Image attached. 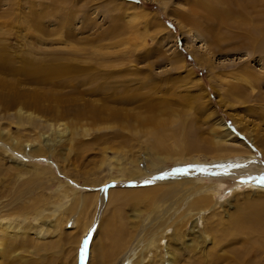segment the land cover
<instances>
[{
    "label": "rangeland",
    "instance_id": "rangeland-1",
    "mask_svg": "<svg viewBox=\"0 0 264 264\" xmlns=\"http://www.w3.org/2000/svg\"><path fill=\"white\" fill-rule=\"evenodd\" d=\"M263 37L264 0H0V225L33 244L0 264H128L163 233L142 263L264 264V190L230 193L262 187Z\"/></svg>",
    "mask_w": 264,
    "mask_h": 264
},
{
    "label": "bare ground",
    "instance_id": "bare-ground-1",
    "mask_svg": "<svg viewBox=\"0 0 264 264\" xmlns=\"http://www.w3.org/2000/svg\"><path fill=\"white\" fill-rule=\"evenodd\" d=\"M258 33V32H257ZM262 37V36H261ZM264 38V37H263ZM262 40H264V39H262ZM250 44V43H249ZM254 50V49H253ZM46 75V74H45ZM45 79H46V77H45ZM45 79H44V81H45ZM47 79H48V77H47ZM42 80V79H41ZM34 92V91H33ZM18 94V93H17ZM33 94V93H32ZM12 97V96H11ZM16 97H18L17 95H16ZM16 97H15V99H16ZM20 97V96H19ZM14 97H12V99H13ZM21 98L22 97H20V100H21ZM28 98V97H27ZM32 98H34V97H32ZM36 98V97H35ZM11 99V100H12ZM37 99V98H36ZM14 100V99H13ZM26 100V99H25ZM35 100V99H34ZM33 100V101H34ZM44 100V99H43ZM19 101V100H18ZM36 101V100H35ZM38 101V100H37ZM4 102V101H3ZM20 102V101H19ZM16 103V102H15ZM18 103V102H17ZM36 102H30L29 103V105H33L32 107H34V105H36V104H38V103H36ZM27 105V104H26ZM35 108H37L36 106H35ZM16 111V110H15ZM18 112L21 114V115H23V117H25V116H27V118L29 119V117H33L32 116V113H27L26 111H23L22 109H18ZM19 117V116H18ZM22 117V118H23ZM34 118V117H33ZM40 119V118H39ZM34 120V119H33ZM19 121V120H18ZM21 121V120H20ZM32 121V120H31ZM35 121V120H34ZM43 124H40L41 125V127H43V129H45V128H47V129H51V130H53V131H57L58 133H62L61 131H62V126H59V125H53V124H51V123H48L47 122V120L46 121H41ZM38 124V123H37ZM35 125H36V121H35ZM62 127V128H61ZM214 128L213 129H215V130H217V131H219V133H221V134H219L218 136L215 134L214 135V137H212V139L214 140V145H220L219 147H221V149H218V150H215L216 148L215 147H212V148H208L211 152L212 151H217V152H221L223 149H236L237 147H235V146H237V144L238 143H236V141L235 140H233V139H236L234 136H232L231 135V133L228 131V129L223 125V123L222 122H219V123H214V126H213ZM212 129V132L214 131V132H216L215 130H213ZM252 134V133H251ZM251 134L250 133H247V136H251ZM6 137V136H5ZM41 137L42 138H44V139H47V137H45V135H43V134H41ZM4 139H6V138H4ZM182 139V138H181ZM61 140V139H60ZM7 140H5V142H6ZM53 141V140H52ZM9 145H10V147L12 146L13 148V150L14 151H16V152H18L19 150H21V151H23L24 149H25V147H29V145L27 144V143H25V145H23V146H21L20 144H19V147H18V145H16V144H18V142L16 141H14L13 139H11V140H9ZM183 142V141H182ZM181 142V143H182ZM47 142H45L44 144H46ZM49 143V142H48ZM180 143V144H181ZM15 144V145H14ZM183 144H185V143H183ZM226 144V145H225ZM231 145V146H230ZM242 145V144H241ZM50 146H51V144L49 143V144H47L46 145V147H45V149H44V152H43V150H42V148H41V152L39 153V154H49V152H50ZM181 146H183V145H181ZM185 147V146H184ZM204 147V146H203ZM235 147V148H234ZM183 148V147H182ZM198 148H200V147H198V146H195L194 147V149H198ZM188 149V148H187ZM244 149V148H243ZM183 150V149H182ZM35 151V150H34ZM209 151V152H210ZM35 152H37V151H35ZM242 152V151H241ZM222 159L224 158L225 159V157H221ZM220 158V159H221ZM248 158H254L253 156H249ZM228 159H234V158H227L226 159V161H229ZM243 161V159L241 158V157H236V161L235 162H237V161ZM223 161H225V160H223ZM214 162V161H213ZM225 163H229V162H225ZM231 163H234V162H231ZM230 163V164H231ZM238 163V162H237ZM153 165V164H152ZM210 178H214L213 180H215V181H219L216 185H217V188H214L213 187V189H212V187H210L212 190H217V191H212L210 194L209 193H206V195H204V194H202V195H204L203 197H198L197 198V200L196 201H194L193 202V204H195L194 206H192V209H193V211H195L194 210V208H203V207H207V206H210V204H212V201H211V197H213V196H211L212 194L214 195V194H216V195H218V192H219V189H222L223 188V185H222V183H220V178L218 177V178H216V177H210ZM200 179H203V178H200ZM194 180H195V177H194ZM199 180V179H198ZM212 180V179H211ZM199 182V181H198ZM250 183V184H249ZM205 186V185H204ZM208 186V185H207ZM206 186V187H207ZM210 186H213V185H210ZM192 187V186H191ZM200 186H198V188H199ZM193 188H195L194 186H193ZM209 188V189H210ZM196 189V188H195ZM241 189H246V190H255V189H261V190H264V186H259V185H256V184H254V183H252V182H247V181H244L243 183H240L239 185H238V183L237 184H234L233 185V187L230 189V193L231 192H238L239 190H241ZM205 190H207V189H205ZM203 192V191H202ZM206 192H208V191H206ZM210 192V191H209ZM209 195V196H208ZM196 199V198H195ZM196 202V203H195ZM192 204V205H193ZM213 206V205H212ZM204 212V211H203ZM201 213V211H198L197 212V218H195L196 219V225H197V222H199L197 219H198V214H200ZM189 215V214H188ZM193 216H194V214H192ZM190 217H191V215H190ZM181 221V220H180ZM242 221V220H241ZM185 225V222L182 224V226H184ZM11 225H4V224H2L1 223V225H0V247L1 248H6V247H8V248H11V247H21V248H24V247H31L33 244L31 243V241H29V240H26V237L25 236H15V237H13V238H11L10 240H9V232H12V230L10 231V229H11V227H10ZM181 226V227H182ZM180 229V228H179ZM13 231H15V230H13ZM164 231H166V230H164ZM174 231V230H173ZM195 232H197V231H194L193 229L190 231V233L189 234H194ZM39 234H41V232H39ZM17 237V238H16ZM158 237V236H157ZM16 238V239H15ZM162 238H165V236H164V233L159 237V239L158 240H154V239H151V240H149V242H148V244H146L145 245V243L143 244V242L141 243V245L139 246V247H136L134 250H136V249H138L137 251H135V253L134 252H132V253H130V254H127L128 256L127 257H125L124 259H126L127 258V262H128V264H144V263H142V261L144 260V257H143V255H139V254H145V252H148V251H150V249H149V246L151 245V244H153V243H155V242H158V241H160V240H163ZM193 238V237H192ZM191 237H190V239H187V240H191L192 239ZM176 239H177V237H176ZM204 239V238H203ZM177 240H179V241H182L183 243L184 242H186L187 240H185V236L184 235H182L179 239H177ZM8 241H10V242H8ZM16 242V243H15ZM117 242V241H116ZM20 243V244H19ZM113 243V242H112ZM111 243V244H112ZM187 243V242H186ZM15 244V245H14ZM117 244H118V242H117ZM138 244V243H137ZM143 244V245H142ZM17 245V246H16ZM144 245H145V247H144ZM142 246V247H141ZM186 246H191V245H189V244H187ZM34 247L36 248V246L34 245ZM0 248V249H1ZM118 248V247H117ZM139 251L141 252V253H139ZM107 253H108V251H106ZM137 253H139L138 254V257H136L135 255L137 254ZM167 253V260H166V263H168V264H171V262L173 261L172 259V257H171V254H169L168 252H166ZM111 255V254H110ZM174 262V261H173ZM125 264H126V262H125Z\"/></svg>",
    "mask_w": 264,
    "mask_h": 264
},
{
    "label": "snow or ice",
    "instance_id": "snow-or-ice-1",
    "mask_svg": "<svg viewBox=\"0 0 264 264\" xmlns=\"http://www.w3.org/2000/svg\"><path fill=\"white\" fill-rule=\"evenodd\" d=\"M259 184L264 186V176H261L260 180H259ZM87 243V238L85 239V244Z\"/></svg>",
    "mask_w": 264,
    "mask_h": 264
}]
</instances>
